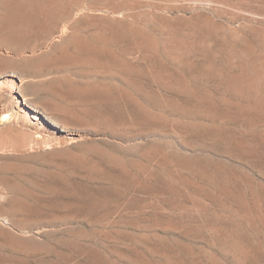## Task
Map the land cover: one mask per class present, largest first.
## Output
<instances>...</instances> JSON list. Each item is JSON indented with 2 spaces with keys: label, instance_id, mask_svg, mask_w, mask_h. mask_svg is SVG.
I'll return each mask as SVG.
<instances>
[{
  "label": "rangeland",
  "instance_id": "obj_1",
  "mask_svg": "<svg viewBox=\"0 0 264 264\" xmlns=\"http://www.w3.org/2000/svg\"><path fill=\"white\" fill-rule=\"evenodd\" d=\"M0 1V264H264V0Z\"/></svg>",
  "mask_w": 264,
  "mask_h": 264
},
{
  "label": "bare ground",
  "instance_id": "obj_2",
  "mask_svg": "<svg viewBox=\"0 0 264 264\" xmlns=\"http://www.w3.org/2000/svg\"><path fill=\"white\" fill-rule=\"evenodd\" d=\"M25 1H27V0H25ZM31 1H32V0H30L29 3H31ZM0 2H1V1H0ZM27 2H28V1H27ZM1 3H3V2H1ZM8 3H9V2H8ZM75 3H76V2H75ZM85 15H86V14H85ZM83 16H84V15H83ZM88 17H89V16H88ZM85 18H86V16H85ZM109 19H110V18H109ZM122 19H123V18H122ZM180 19H181V18H180ZM90 20H91V18H90ZM103 20H104V18H103ZM107 20H108V19H106V22H108ZM4 22H5V21H4ZM35 22H36V21H35ZM83 22H84V18H83ZM94 22H95V21H94ZM99 22H100V20H99ZM99 22L97 21V23L100 25L101 22H100V23H99ZM113 22H114V21H113ZM125 22H126V21H125ZM160 22H161V21H160ZM165 22H167V21H165ZM73 23H75V22H73ZM114 23H115V22H114ZM138 23H139V22H138ZM170 23H171V22H170ZM172 23H173V21H172ZM186 23H188V22H186ZM189 23H191V22H189ZM34 24H35V23H34ZM53 24H54L53 22H50V21H44V23H42L41 27L39 28V31H40V32H44V31L50 29V28L53 26ZM78 24H80V23L78 22ZM139 24H140V23H139ZM165 24H166V23H165ZM167 24H168V22H167ZM3 25H4V24H3ZM35 25H37V24H35ZM38 25H39V23H38ZM69 25H70V24H69ZM76 25H77V24H76ZM116 25H117V24H116ZM137 25H138V24H137ZM0 26H1V25H0ZM79 26H80V25H79ZM144 26H145V25H144ZM163 26H164V25H163ZM12 27H13V26H12V21H7V22H5L4 30H5V32H6V37H7V39H11V40H13V39L15 38V36H14V34H13L14 32H11V31H10V29H11ZM72 27H73V26H71V30H72ZM77 27H78V26H77ZM103 27H104V26H103ZM142 27H143V26H142ZM142 27H141V28H142ZM36 28H37V27H36ZM64 28H65V27H64ZM73 28H74V27H73ZM96 28H97V27H96ZM96 28H95V29H96ZM158 28H159V27H158ZM37 29H38V28H37ZM69 29H70V27H69ZM74 29H75V28H74ZM143 29H145V28H143ZM165 29H166V28H165ZM170 29H171V28H170ZM173 29H174V28H173ZM173 29H172V31H174ZM0 30H1V29H0ZM67 30H68V27L66 26V29L61 30V31L59 32V37H60V38H59V37H57V38H59L60 40H59V39H56L57 41L59 40L58 42L61 41V42H64V43H68V42L71 41V40H73L72 42H74V39H75V38H74V36H75L74 33H71V31H70V32H69L70 35L67 36V35H68V34L66 33ZM166 30H167V29H166ZM68 31H69V30H68ZM127 31H128V30H127ZM5 32L2 31V33H5ZM0 33H1V32H0ZM65 33H66L67 35H65ZM75 33H76V32H75ZM97 33H98V32H97ZM97 33H96V35H97ZM162 33H164V32L162 31ZM162 33H161V34H162ZM172 33H173V32H172ZM98 34H99V33H98ZM168 34H169V33H168ZM173 34L175 35L176 33L174 32ZM63 35H64V36H63ZM96 35H95V37H96ZM177 35H179V34H177ZM183 35H184V34H183ZM65 36H66V37H65ZM184 36H185V35H184ZM97 37H99V36H97ZM97 37H96V39L94 40L95 42H96V40H97ZM101 37H102V35H101ZM108 37H109V36H108ZM165 37L167 38V36H165ZM171 37H172V36H170V38H171ZM176 37H177V36H176ZM179 37H180V36H179ZM12 38H13V39H12ZM18 38H21V37H18ZM18 38H17V39H18ZM73 38H74V39H73ZM79 38H80V37H79ZM99 38H100V37H99ZM99 38H98V39H99ZM105 38H106V37H105ZM130 38H131V37H130ZM166 38H165V40H166ZM185 38H186V37H185ZM22 39H23V37L21 38V40H22ZM80 39H83V38L81 37ZM101 39H102V38H101ZM123 39H124V37H123ZM132 39H133V38H132ZM175 39H177V38H175ZM175 39L173 38V40H175ZM178 39H179V38H178ZM182 39H183V38H182ZM236 39H237V38H236ZM19 40H20V39H18V41H19ZM21 40H20V41H21ZM56 40H55V41H56ZM76 40H77V38H76ZM99 40H100V39H99ZM104 40H105V39H104ZM109 40H110V39H109ZM167 40H169V42H171L172 39H169V36H168ZM167 40H166V42H167ZM206 40H207V39H206ZM55 41H54V43L52 42L51 44H53V46L56 47V48H57V47H60V46H61V42H60V43H55ZM77 41H78V40H77ZM97 41H98V40H97ZM110 41H111V40H110ZM134 41H135V39H134ZM134 41L132 40V42H134ZM137 41H138V40H137ZM137 41H136V42H137ZM141 41L144 42V40H140V44H141ZM150 41H151V40H150ZM150 41H149V42H150ZM163 41H164V40H163ZM178 41L180 42L181 40L179 39ZM136 42H135V43H136ZM164 42H165V41H164ZM164 42H163V43H164ZM175 42H176V40H175ZM175 42H173V43H175ZM179 42H178V43H179ZM199 42H200V41H199ZM235 42H236V41H235ZM17 43H18V42H17ZM135 43H134V45H135ZM137 43H138V46H136V47H138V48L140 49L141 47H139V46H140V45H139V41H138ZM137 43H136V44H137ZM147 43H148V42H147ZM147 43H146V44H147ZM171 43H172V42H171ZM227 43H228V42H227ZM69 44H70V42H69ZM69 44H68V46H70ZM102 44H103V42H102ZM176 44H177V42L175 43V45H176ZM181 44H182V41H181ZM77 45H78V43H77ZM143 45H144V43H143ZM173 45H174V44H173ZM178 45H179V44H177V46H178ZM184 45H187V43H185ZM190 45L192 46V43H191ZM193 45H194V44H193ZM203 45H204V44H203ZM51 46H52V45H51ZM53 46H52V47H53ZM141 46H142V45H141ZM147 46H148V45H147ZM177 46H175V47H177ZM194 46L198 47L197 45H194ZM194 46H193V47H194ZM205 46H206V45H205ZM205 46H203V48H204ZM223 46H224V45H223ZM242 46H244V45H242ZM11 47H12V46H11ZM52 47H51V48H52ZM81 47H82V46H81ZM142 47H143V46H142ZM179 47H180V46H178L177 48L180 49ZM208 47H209V46H207L205 50H207ZM74 48H75V45H74ZM150 48H151V47H150ZM173 48H174V46H173ZM173 48H171V49H173ZM185 48L188 49V48H189L188 45H187V47H185ZM185 48H184L183 50H185ZM198 48H200V46H199ZM201 48H202V45H201ZM76 49H77V48H76ZM78 49H79V47H78ZM181 49H182V46H181ZM196 49H197V48H196ZM196 49L193 48V51L196 50ZM83 50H84V49H83ZM183 50H182V52H183ZM201 50H202V49H201ZM201 50H199V51L201 52ZM208 50H209V51H207V52L210 54V53H211L210 48H209ZM216 50H217V49H216ZM245 50H246V49H245ZM245 50H244V51H245ZM251 50H252V49H251ZM251 50H250V51H251ZM80 51H81V50H80ZM80 51H79V52H80ZM147 51H148V50H147ZM167 51H168V50H167ZM173 51H174V49H173ZM202 51H203V50H202ZM239 51H240V50H239ZM242 51H243V50H242ZM242 51H241V52H242ZM250 51H249V52H250ZM184 52H185V51H184ZM188 52H191V49H189ZM196 52H198V50H197ZM241 52H240V53H241ZM252 52H253V51H252ZM254 52H255V51H254ZM254 52H253V53H254ZM185 53H187V52H185ZM185 53H184V55H186ZM191 53L194 54V52H191ZM202 53H204V52H202ZM225 53H226V52H225ZM233 53H234V51H233ZM253 53H252V55H253ZM168 54H169V52H168ZM187 54H189V53H187ZM193 54H190V55H193ZM213 54H214V53H213ZM213 54H210V55H213ZM216 54H217V53H216ZM216 54L213 55V56H214V59H215ZM228 54H230V53H227V54H224V55L227 56ZM237 54H238V53H237ZM249 54H250V53H249ZM263 54H264V53H263ZM200 55H201V54L199 53V56H200ZM235 55H236V54H235ZM244 55H245L244 57H243V56L240 57V59H242V60H240V63H241V61H243V60L250 61V60L252 59V58L250 57L251 54L248 55V53L246 52V54H244ZM203 56H206V53H205ZM213 56H212L211 58H209V59H212ZM237 56H238V55H237ZM237 56H236V57H237ZM253 56H254V55H253ZM260 56H261V55H260ZM260 56H259V58H261V57L264 56V55H262L261 57H260ZM181 57H182V56H181ZM209 57H210V56H209ZM218 57L221 58V55H220V56L218 55ZM218 57L216 56V59H217ZM223 57H224V56H223ZM204 58H205V57H204ZM225 58H227V57H225ZM228 58H229V57H228ZM234 58H235V56H234ZM173 59H174V58H173ZM201 59H202V58H201ZM232 59H233V58H232ZM232 59H231V60H232ZM235 59H236V58H235ZM174 60H175V59H174ZM179 60H180V59H179ZM206 60H207V59H206ZM212 60H213V59H212ZM212 60H211V61H212ZM222 60H223V59H222ZM237 60H239V59H237ZM252 60H253V59H252ZM193 61H194V60H193ZM203 61H204V60H203ZM211 61H210V62H211ZM217 61H218V60H217ZM223 61H224V60H223ZM225 61H226V60H225ZM233 61H235V60H233ZM206 62H207V61H206ZM210 62H208V63H210ZM229 62H230V61H229ZM251 62H253V61H251ZM260 62H261V61H260ZM231 63H232V62H231ZM231 63H230L229 65H231ZM238 63H239V62H238ZM243 63H244V62H243ZM148 64H149V63H148ZM154 64H155V63H154ZM200 64H201V63H200ZM190 65H191V64H190ZM209 65H210V64H209ZM209 65H208V66H209ZM235 65H236V64H235ZM238 65H239V64H238ZM240 65H241V64H240ZM260 65H261V64H260ZM262 65H264V63H263ZM262 65H261V69H263V68H262ZM212 66H213V64H212ZM232 66H233V65H232ZM242 66H243V64H242ZM252 66H255V67H256V65H254L253 63H252ZM190 67H191V66H190ZM209 67H210V66H209ZM228 67H229V66H228ZM249 67H250V66H249ZM186 68H187V67H186ZM196 68H197V67H196ZM206 68H207V67H206ZM230 68H231V67H230ZM256 68H257V67H256ZM211 69H212V68H210L209 71H210ZM238 69H239V68H238ZM247 69H249V68H247ZM250 69H252V68H250ZM257 69H259V68H257ZM151 70H152V69H151ZM207 70H208V69H207ZM207 70H206V72H207ZM213 70H215V69H213ZM213 70H211V71H213ZM224 70H225V69H224ZM226 70H227V69H226ZM243 70H244V69H243ZM236 71H237V70H236ZM245 71H246V70H245ZM249 71L251 72L252 70H249ZM254 71H255V70H254ZM206 72H205V73H206ZM223 72H224V71H223ZM230 72H231V71H230ZM209 73H210V72H209ZM209 73L207 72L208 75H209ZM212 73H214V71H213ZM225 73H226V72H225ZM243 73H244V72H243ZM247 73H248V72H247ZM255 73H256V72H255ZM259 73H260V72H259ZM193 74H194V73H193ZM207 74H206V75H207ZM210 74H211V73H210ZM241 74H242V73H241ZM208 75H207V76H208ZM223 75H224V74H223ZM225 75H226V74H225ZM225 75H224V76H225ZM229 75H230V74H229ZM209 76H211V75H209ZM212 76H213V75H212ZM237 76H238V75H237ZM246 76H247V74H246ZM226 77H227V80H229L228 82H231V83H232L233 80L235 79V75H234V76H231V75H230V76H225L224 80H226ZM241 77H242V76H241ZM183 78H184V77H183ZM236 79L238 80V77H236ZM242 79H243V78H242ZM246 79H247V78H246ZM185 80H186V79H185ZM239 80H240V79H239ZM248 80L250 81V79H248ZM251 80H253V82H256V84L264 85V71H263V73H262L261 75H256V74H254V76H253V78H251ZM216 82H217V81H216ZM225 82H226V81H225ZM228 82H227V83H228ZM240 82H241V81H240ZM244 82H245V81H244ZM246 82H247V81H246ZM231 83H230V84H231ZM219 84H221V83H219ZM219 84H218V85H219ZM228 84H229V83H228ZM226 85H227V84H226ZM232 85H233V83H232ZM239 85H240V84H238V86H239ZM228 86H229V85H228ZM228 86H227V88H228ZM243 86H244V85H243ZM249 86H250V85H249ZM229 87H230V86H229ZM231 87H232V86H231ZM235 87H236V86H235ZM239 87H240V86H239ZM241 87H242V86H241ZM227 88H226V90H228ZM236 88H237V87H236ZM246 88H247V87H246ZM241 89H242V88H241ZM241 89H240V91H241ZM230 90H234V88H232V89L230 88ZM230 90H229V91H230ZM244 90H246V89H244ZM242 91H243V89H242ZM254 91H256V90H254ZM227 92H228V91H227ZM243 92H244V91H243ZM246 92H247V91H245L244 94H245ZM250 92H251V91H250ZM257 92H258V91H257ZM263 94H264V93H263ZM240 95L242 96V93H241ZM240 95H239V96H240ZM245 95H247V94H245ZM254 95H255V93H254ZM260 96H261V95H260ZM245 97H246V96H245ZM256 98H259V97L256 96ZM262 98L264 99V97H262ZM247 99H248V98H247ZM252 99H253V98H252ZM253 101H254V100H253ZM253 101H252V103H253ZM258 101H259V100H258ZM261 101H262V100H261ZM238 105L240 106V104H238ZM243 105H244V104H243ZM242 107H243V106H242ZM242 107H241V108H242ZM188 108H189V107H188ZM203 108H204V107H203ZM241 108L239 107V109H241ZM244 108H246V107H244ZM204 109H205V108H204ZM228 109H229L228 111L230 112V108H228ZM237 109H238V107H237ZM237 109H236L235 111H237ZM261 109H262V108H261ZM226 110H227V109H226ZM244 110H245V111H248L247 109H244ZM216 111H217V110H216ZM228 111H227V112H228ZM238 111H239V113H241V114H242V112H243L242 109H241V110H238ZM238 111H237V112H238ZM240 111H241V112H240ZM249 111H250V110H249ZM249 111H248V113H249ZM261 111H262V110H261ZM229 112H228V113H229ZM256 112H257V111H256ZM259 112H260V111H259ZM235 113H236V112H235ZM245 113H246V112H245ZM248 113H246V114L248 115ZM254 113H255V112H254ZM262 113H263V111H262ZM229 114H230V113H229ZM246 114H245V115H246ZM255 114H257V113H255ZM236 115H238V114H236ZM242 115H244V114H242ZM242 115H241V116H242ZM245 115H244V116H245ZM239 116H240V114H239ZM242 117H243V116H242ZM246 117H247V116H246ZM13 121H14V120H13V116L8 115V114L5 113V114L0 118V125H2V124H5V125L7 124V125H8L9 123H12ZM14 123H15V122H14ZM223 144H224V143H223Z\"/></svg>",
  "mask_w": 264,
  "mask_h": 264
}]
</instances>
